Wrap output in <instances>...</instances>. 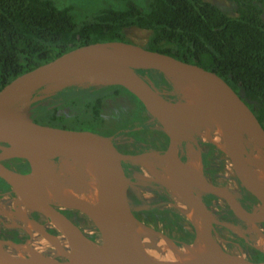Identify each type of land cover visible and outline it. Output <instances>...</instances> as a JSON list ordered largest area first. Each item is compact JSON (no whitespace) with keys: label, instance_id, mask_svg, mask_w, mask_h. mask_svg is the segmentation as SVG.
I'll return each mask as SVG.
<instances>
[{"label":"water","instance_id":"water-1","mask_svg":"<svg viewBox=\"0 0 264 264\" xmlns=\"http://www.w3.org/2000/svg\"><path fill=\"white\" fill-rule=\"evenodd\" d=\"M139 71H156L171 83L175 77L183 74L192 73L204 78L211 91L213 119L221 126L222 135L226 141L225 151L239 181L248 193L259 201L257 208L250 213L239 210L231 191L227 188L215 185L200 174L189 172L169 159L184 140L183 134L187 132L184 121L187 110L172 109L171 103L163 100L152 88V81L141 76ZM75 80H87L105 84V86H120L142 104L150 117L162 124L170 123V128L164 127L169 136L168 147L162 154H156V162L160 176L164 181L177 187L185 205L195 207L199 200H186L181 193V188L189 190L197 188L222 198L238 222L245 224L264 222V202L250 185L239 161L240 156L247 152L249 147L247 148L234 135L235 129L239 126L252 127L258 142L264 147V129L235 92L215 72L197 64L183 62L169 55L149 51L129 43L97 42L65 52L48 63L16 76L0 89V133L14 138L17 144L0 147V180L11 188L18 202L27 203L30 209L40 213L49 221L61 236L66 254L65 259L57 260L29 251L19 252L11 248L10 245L14 244H6L0 240V264H104L91 248L93 244L101 247L104 243L112 246L119 264H207L223 256H233L217 245L213 254L205 260L185 263L164 251L158 250L144 255L128 246V241H131L135 232L134 227L138 222L130 214L125 194L127 179L120 162L126 158L116 151L110 138L89 130L77 131L38 124L28 116L33 104L49 98L58 90L50 89L51 86H64ZM225 90L231 93L234 101L245 110L246 114L225 116ZM38 91L42 94L36 95ZM0 142L3 141L0 140ZM91 149H95L98 154L95 159L98 172L84 212L97 229L101 244L90 240L77 225L52 205V202L68 205V201L57 199L54 192L45 196L40 185L31 177V172L22 174L3 164L4 161L16 158L28 162L32 158L50 161L55 156L75 160L77 152H89ZM140 160L141 157L132 158L134 163ZM45 164L46 162L41 163V168ZM169 168L175 173H170ZM114 200L122 208L117 217L113 216L106 203ZM202 209L205 210L203 205ZM149 232L162 236L150 229ZM246 263L264 264V261Z\"/></svg>","mask_w":264,"mask_h":264},{"label":"trees","instance_id":"trees-1","mask_svg":"<svg viewBox=\"0 0 264 264\" xmlns=\"http://www.w3.org/2000/svg\"><path fill=\"white\" fill-rule=\"evenodd\" d=\"M226 1L233 16L207 0H150L146 11L128 1L124 10H101L77 25L69 8L58 9L49 0H0V89L75 48L97 42L127 43L123 30L133 27L150 31L144 49L215 72L264 129V0ZM149 72L156 74L159 83L161 74ZM121 90L125 89L111 85L51 95L63 94V104L82 105L85 113L74 120L91 126L101 119L104 99ZM39 91L36 95L42 94ZM58 108L44 107L34 122L62 124Z\"/></svg>","mask_w":264,"mask_h":264},{"label":"rangeland","instance_id":"rangeland-1","mask_svg":"<svg viewBox=\"0 0 264 264\" xmlns=\"http://www.w3.org/2000/svg\"><path fill=\"white\" fill-rule=\"evenodd\" d=\"M49 1H51L52 4L58 9L69 8L70 14L72 15L74 23L78 25L81 22L88 20L95 13H97L98 11H101V10H105V9L124 10L127 7L128 1L133 2L141 11H146L148 8V4H149L150 0H49ZM207 1L210 2L211 4H214V5L222 8L228 15H230V16L234 15V12L232 10L231 5L226 0H207ZM263 19H264V5H263ZM123 34H124V37H125L127 43L135 45V46L143 47L145 45L149 35H150V31L140 30V29L132 27V28L124 29ZM160 83L164 85L166 90L164 91L163 95L160 92H158L157 93L158 96H160L163 100H165L171 104L177 105L181 111H185L184 107L187 106V103H190L191 99H189L187 97L188 94H186V92H185L186 90L185 91L183 90L184 88L186 89L184 80H182L179 77H175L173 79V82L171 83L169 80H167L165 77H163L161 75ZM106 86H108V85H106ZM106 86H105V84L88 82L87 80H75L71 83L69 82V84L68 83L65 84L64 86H61V85L60 86H51L50 89L56 88V89H58L57 91H63L66 89L76 88V89L82 90V91H95V90H98V89H100L102 87H106ZM57 91L55 93H57ZM183 92H184V94H183ZM124 94H125V96L120 98L116 102H114L111 99H107V100L103 101V104H104L103 108H105V109L101 110L100 117H101V121L104 124L105 129L108 131L113 132V131L123 130L126 127V125L129 123V121L131 120V117L136 116V111H137L138 107H137L136 103L134 102L133 97H131L130 95H128L126 93H124ZM52 106L53 107L54 106L59 107L57 114L62 116L64 119L62 124L54 125V127H64L67 129L77 130V131H83V130L87 131L91 128V126L88 125L87 121H84V122H82L81 120L75 121L78 118V115H80L82 112H84V108L80 104H76V105L75 104H73V105L72 104H63V94H60V95L56 94L54 96H50L49 98H47V99H45L39 103L33 104L31 106V108L29 109L28 116L32 119H36L40 115V112L44 107H52ZM133 109H134V111L132 112ZM195 110H197V111L195 112ZM194 112H195V115L192 114ZM197 112L198 113L200 112V113L198 114ZM185 113L187 114V116H186L187 118H185V124H186L185 128L187 129V127L191 124H196V125H199L198 129H196V132L200 133V132H204V129H203L204 126L203 125H205V128H207L206 129L207 134H206V131H205V134L207 136H209L211 139V141H210V139H208L209 137L207 138V136H205V134L203 135V133H200L201 135H203L202 137H203L204 142L202 143V147H199L198 149L195 150V152H197L199 154V164H200V153H203V151H207L209 154L208 155L209 157L207 160L208 171L210 173H215L216 175H218V177H215L217 179V181L219 183L227 185V187L233 192L235 197L240 199L246 207H254V209L257 208L259 206V201L253 195L248 193V191L242 185L241 181H239V179L237 178V173H236L233 165L231 164V161L228 157L227 151L220 150L217 147L216 143L219 144L218 146L225 147L226 141H224L225 138L223 137V135H220L219 133L217 134V130H215L217 128V127L215 128V126H217L216 123L211 122V120H208L205 116V111H202V110L199 111V108H197V109L194 108V109L185 111ZM190 114H192V115H190ZM196 114H198V115L201 114V115L199 116V118H196V117H198ZM188 115H190L191 117L190 116L188 117ZM202 122H203V125H202ZM48 126H52V125H48ZM214 130H215V132H214ZM221 136H222V140L220 139ZM199 137L201 138L200 135H199ZM214 137H215L216 143H215V141H213ZM6 146H8L6 143L0 142V147H6ZM250 148L251 147H249L247 149L248 155L251 156L253 154L255 155V153H256L258 157H259V155H260V157L262 156L259 153L258 149L256 150V148H254L253 151H251ZM187 149H188V153H190L191 151L194 152V148L190 147L189 145L187 146ZM240 157H243V154ZM59 159L60 160L57 161V163L53 166V169H52L57 174V180H58V187L57 188H58V190L60 191V190L66 189V188H68L69 190H75L77 192V196L80 195L81 193H86L90 190L92 192V189L94 186L91 188V185H92V183L95 184L96 179L94 180V178L90 175H84L83 170L78 166V164H77L78 168H76L75 170L65 171L61 167V165H62L61 161L63 162L64 161L63 159L71 161L72 158L59 157ZM25 161L28 163V165L31 169L30 163L27 160H25ZM72 161H75V160L72 159ZM145 162L146 163L148 162V163L146 164ZM50 163L46 162V164H45L46 166L44 165L41 168L42 171H45L47 168H50V166H51ZM135 164H138V163H135ZM141 166H143V168L146 171L145 172L146 176H143V179H144L143 183L144 184L149 183L150 185L157 186V190H159V201L164 200L163 204H159L160 206H162L163 211H166L165 209H171L170 208L171 206L167 204V202L170 201L168 198L173 199V197H174L176 199V202L173 200H171L170 202L177 205V207H178L177 209H178V211H180L179 216L182 217L180 219L183 221V222L181 221V223L186 228L185 230L187 231V233L191 234L190 236L192 237V242H193L195 240V237H196L195 236V230L193 228L194 226H192L190 224V222L188 221V219L185 216L186 215L185 213H186L188 206L182 202L181 197L178 194V192H176V194H178V195H173V192H171L168 189L167 185L163 181L159 180L160 174L156 171L157 170V168H156V153L152 152L150 155H143L141 157ZM149 168H152V169L150 170ZM58 170H60L61 172ZM151 171L153 174L151 173ZM154 175H156V176H154ZM75 183H76V185H75ZM87 183H89V186ZM79 184H80V186H79ZM69 185H72V186H69ZM131 186L134 187L135 185L131 184ZM80 189L82 192L80 191ZM0 192H1V190H0ZM200 193L203 194L204 192L200 191ZM208 194H210V193H208ZM81 196H82V194H81ZM171 196H173V197H171ZM241 197H243L244 199H241ZM67 198L68 197H66L65 200ZM72 199H76L79 201L81 200V202H83L82 199L80 198V196L70 198V200H72ZM218 199H219L218 200L219 203H216L217 201H215L216 207H213V209L212 208L211 209L205 208L204 206L203 207L205 208V210L202 209V205L199 203V201H197L198 204H196L195 207H190V209H193V211L195 212V214L197 216L196 225H197V223H199V224L204 223V225L209 227L208 232H209L211 238L213 239V241L215 243H218V245H219V242L226 244L225 241L223 242V240L237 242L239 244V248H240L243 256H240V254H235L233 251H229L227 253H229L233 256H236L237 258H242L246 262L256 263L255 253L258 252L259 250H261V251H263L262 254H263V261H264V248H263L264 247V226L263 225H251V226H254V227H252L253 229H249V228H251L250 226L242 227L240 230L241 235L239 236L240 241L233 239L230 235H227L223 231L221 234L217 233L218 236L222 239V241L217 240V238L215 237V234H213V229L215 230V222L219 221V219H224L226 217L225 214H223V215L221 214V211L223 212L225 210V204L220 198H218ZM18 203L19 202L16 200L14 194L9 193V192H7L5 194H0V236L1 235L5 236V237H7L8 235L10 236V231L15 229L12 227H17V226L18 227L16 229H19V230H17L18 231L17 234H20L22 232V230L20 229V226L22 225L21 222L24 223V220H29L28 216L30 214L35 213V211L30 209L29 207L22 209V207ZM57 204H58V207H60L61 209L65 208L64 210H66L69 214L71 213V216H72L73 220L75 221V223H77L78 226L83 230L84 234L86 236H88L89 235L88 233H90L92 231V227L89 224V219H88L87 215L85 214V212L81 209L74 208L72 206H70L71 208H69L70 204L69 205H64L62 203H57ZM19 206L21 207L22 210H17L20 208ZM236 206L239 210H242L240 203L237 202ZM166 212L167 213H160L159 214L158 221L159 222L164 221L167 224L161 228L163 229V231L165 233L167 232L170 234L171 231L168 228L167 222H169V220L171 219V214L169 213V211H166ZM203 214H205V216ZM138 224H137L138 227L137 226L134 227L135 232L133 233V237H135V239L138 241V243L140 242L139 244L141 246H144L143 245L144 244L143 243L144 237H147V236L150 237V236H154L156 234H151L149 232L150 228L147 225H145L141 222H138ZM5 225H7V226L9 225L10 227H6ZM24 229L26 230V228H24ZM39 229L42 230L41 231L42 233L41 232L35 233L34 231H31V232L29 231V232H30V235L32 234V237L34 239L42 242L41 245L43 246V252L39 251V250H33V251H37L39 254L44 255V256H52V258L54 257L53 259H57V260L65 259L66 254L64 251L63 241H62L61 237L57 235V232H55L56 230L55 231H53V229L52 230H50V229L46 230L45 226H44V228L40 227ZM191 229H193L194 233L191 232ZM53 236L57 237L56 240L58 242L55 244L56 246L54 244H52V242H50V241L54 240ZM92 236H93L92 237L93 240L96 243L101 244L100 235L93 234ZM9 238L10 237L3 239L0 237V240L5 242L6 244H13L10 242ZM249 238H251V241L249 240ZM49 239H50V241H49ZM60 241H62V243ZM22 244H24V243L17 242V244L13 245L14 247L12 245H10V246H11V248L18 250L19 252H22V251L32 252L31 251L32 247L30 245L27 244V245L22 246ZM180 246H182V244ZM52 247H53V249H52ZM219 247H220V245H219ZM47 250H51V251L55 250V251H57V254L56 255H50V253H48ZM58 257H60V258H58ZM250 257H251V259H250Z\"/></svg>","mask_w":264,"mask_h":264},{"label":"flooded vegetation","instance_id":"flooded-vegetation-1","mask_svg":"<svg viewBox=\"0 0 264 264\" xmlns=\"http://www.w3.org/2000/svg\"><path fill=\"white\" fill-rule=\"evenodd\" d=\"M139 74L143 76L144 78H149L152 81V88L155 90V92H160L162 95L164 91L166 90L164 85L161 84L160 82L157 83L156 80V74L153 72L149 71H139ZM159 80V79H158ZM124 89V88H123ZM130 95L133 97L134 102L136 103L138 109L136 111V116L131 117V120L129 123L126 125V127L123 130L119 131H108L105 129L103 122L97 121V123L91 124V128L89 131L96 132L106 138H110V141L116 151L123 156V158H126L125 160H122L120 162L121 168L123 170V174L127 179V187H126V197L128 201V206L130 210V214L132 215L133 219L136 220L137 222H141L145 225H147L150 230L158 232L171 240V242L177 246H180L181 244H190L192 241V237L190 236L191 234L187 233L185 230L186 228L184 225L181 223L182 217L179 216L180 211H178V207L176 204L171 203L170 201L173 200L176 202V199L173 197V199L168 198L170 201L167 202L168 205H170L171 209H165L166 211H169L171 214V219L169 220L168 223V228L171 231V233H165L161 227L167 225L164 221L159 222L158 221V216L160 213H167L166 211H163L162 206L159 204H163L164 200L159 201V190H157V186L150 185L149 183H143L144 179L143 176H146V171L141 166V160L137 162L138 164H135L132 161V158H140L143 155H150L152 152H155L157 155L162 154L168 147L169 144V136L167 132L163 128V124L158 122L157 120L153 119L150 117L147 112L144 110V107L142 104L129 92L126 90H121L112 96H109L108 98L104 99H111L114 102L119 100L120 98L124 97L125 94ZM104 104L102 103L101 105V110L105 109L103 108ZM134 109L132 110V112ZM101 112V111H100ZM192 127L187 128V132H185L184 135V140L181 142L180 146H178L175 151L174 155H172L177 162L172 161L173 163L177 164L180 166L182 163H186L187 159V146L189 145L190 147L194 148V150L198 149L199 147H202V143L204 142L203 139H200L199 133L196 132V129L198 127L195 126V124H191ZM197 134V135H196ZM204 146V145H203ZM208 152L203 151V153H200V175L203 176L205 179H207L209 182L222 186L227 188L229 191H231L227 185H224L222 183H219L215 177H218L215 173H210L208 171V166H207V160H208ZM59 157H53L52 160H50V164L54 166L57 161H59ZM3 164L12 169L15 170L16 172L22 173V174H29L31 172V169L28 165V163L24 159H10L7 161H4ZM27 166L26 168H24ZM197 166H199L197 164ZM182 167V166H180ZM156 168L157 171L158 169V164L156 162ZM3 182V181H2ZM131 184H134L135 186L132 187ZM153 184V183H152ZM7 186V187H6ZM0 194H5L7 192L12 193L11 188L8 185H4L0 182ZM181 193L183 197L186 200L193 201L194 199L199 200V203L203 205L205 208H212L216 207V203H219L220 197L208 194L207 192H204L203 194L200 193V190L197 188H193L192 190L186 189V188H181ZM200 193V194H199ZM232 193L233 200L237 203L241 204V209L242 211H245L247 213H250L254 207H246L242 201L238 198L235 197V195ZM13 194V193H12ZM150 199H149V198ZM224 204H225V210L221 214H225L226 217L224 219H219V221L215 222V230L213 229V234H215V237L217 238L218 241H222V239L218 236V234H221L222 231L226 233L227 235H230L233 239L239 240L240 230L244 226H248L245 223L238 222L234 216L231 213V210L229 209V206L227 203L220 198ZM238 199V200H237ZM241 199H244L241 197ZM50 200V199H49ZM215 201H217L215 203ZM52 205L56 207L60 212H62L65 216H67L75 225L78 226L77 223L73 220L71 213L69 214L66 210L61 209L58 207L57 203H53ZM217 209V208H216ZM30 221H33L37 223L41 228H44L48 230L55 231L54 228H52V225L49 223V221L40 213L35 212L33 214H30L28 216ZM183 222V221H182ZM20 229L22 232L20 234H17V227H12L15 228L10 231V236L8 235L7 237H10V242L13 244H17V242H22L23 245H30L32 247V250H39L43 252V246L41 245L42 242L34 239L32 237V234L30 235L23 227V222H21ZM89 224L92 227V231L88 233L89 235L87 236L90 240L95 242L93 240V234L99 235L97 229L94 227L92 222L89 220ZM252 225H263V223L259 224H252ZM6 227H10L9 225H5ZM51 226V227H50ZM250 226V225H249ZM79 227V226H78ZM80 228V227H79ZM81 229V228H80ZM82 230V229H81ZM188 230V229H187ZM83 231V230H82ZM57 232V231H55ZM191 232H193V229H191ZM84 233V232H83ZM218 233V234H217ZM57 235L60 236L57 232ZM86 236V235H85ZM1 238L5 239L7 237L5 236H0ZM61 237V236H60ZM61 240V239H60ZM251 241V238H249ZM225 241L226 244H223L222 242H219V245L223 251L226 253L229 251H233L235 254H240V256H243L239 244L234 241ZM62 243V241H61ZM53 249V247H52ZM50 255H56L57 251L53 250H47ZM263 252L259 250L258 252L255 253V259L258 258L259 256L263 257ZM51 257L52 256H48ZM54 258V257H53ZM60 258V257H58ZM251 259V257H250Z\"/></svg>","mask_w":264,"mask_h":264},{"label":"bare ground","instance_id":"bare-ground-1","mask_svg":"<svg viewBox=\"0 0 264 264\" xmlns=\"http://www.w3.org/2000/svg\"><path fill=\"white\" fill-rule=\"evenodd\" d=\"M179 77L182 80H184L186 89L184 88L183 90L184 91L186 90L185 92H186V94H188L187 97L189 99H191L190 103H187V106L184 108L187 111L194 109V108L195 109L199 108V111L200 110L205 111V116L208 120H211V122H215L213 119V107H212V103L210 100L211 99V91L207 87V83L204 80V78L197 75V74H192V73L179 75ZM183 94H184V92H183ZM224 106H225L224 113H225L226 117H233V116L246 114L245 110L240 108L237 105V103L234 101L231 93L227 92L226 90L224 92ZM170 107L174 110L178 109V106L175 104H171ZM196 111L197 110H195V112ZM195 112L192 114L195 115ZM192 114H190V115H192ZM198 114H196L198 116L196 118H199V116L201 115V114L200 115H198ZM190 115H188V117ZM17 116H18V114H17ZM202 125H203V122H202ZM216 125L217 126H215V128L216 127L217 128L215 130H217V134L219 133L220 135H222L221 126L217 123H216ZM195 126L198 127L199 125L195 124ZM203 126H204V128H203L204 132H200V133H203V135H204L205 131L207 134V130H206L207 128H205V125H203ZM164 127L166 129L170 128V123L169 122L163 123V128ZM215 130H214V132H215ZM197 133H199V132H197ZM206 134H205V136H207ZM203 135L200 134V136H201L200 139H203V137H202ZM234 135L236 137H238L247 148L251 147L250 148L251 151H253V149L256 148V150L258 149L259 153L262 155L261 157H260V155L258 157L257 154L255 153V155L253 154L250 156V155H248L247 152H245V153H243V157H240L239 161L241 163V166H242V169H243L245 175L248 178L250 185L253 187V189L255 190L257 195L259 196V198L264 202V147L258 142L257 137H256L255 132L253 131L252 127L239 126L235 129ZM208 137L209 136H207V138ZM208 139H210V137ZM220 139L222 140V136ZM0 140L3 141L4 143L8 144V145H17L15 143L16 140L14 138H12L8 135L2 134V133H0ZM210 141H211V139H210ZM213 141H215V137L213 138ZM224 141H225V139H224ZM215 143H216V141H215ZM216 144H217L218 149H220V150L226 149L223 146H218L219 145L218 143H216ZM187 154L188 155H187L186 163H182V165L180 164V166H182L183 168H185L189 172L199 174L200 173L199 154L197 152H195V150H194V152L193 151H191L190 153L187 152ZM63 156H65V155H63ZM76 156H77V158L75 159V161H72V159H71V161L63 159L64 161L63 162L61 161V163H62L61 167L65 171H73L76 168H78L77 167V164H78V166L83 170L84 175H90L95 180L97 172H98L97 168L95 166V159H97V156H98L97 151L95 149H91L89 152H77ZM169 159L177 162V160L172 155L169 157ZM43 162L50 163V161L38 160L35 158L29 159V163H30V166L32 168L31 177L40 185V188H41L43 194L45 196H48L51 192H54L55 197L57 199H61V200H65V198L68 197L67 198L68 200L66 199V201H68L70 204V205L68 204L69 208H71L70 206H72L74 208H78V209H81L84 211V208L86 207L85 206L86 202L89 200V198L91 196V190L86 192V193H81L82 196H81V194L77 196V192L75 190H69L68 188L59 191L57 188L58 187L57 174L52 170L53 166L51 165L50 168H47V169L45 168L46 170L42 171L41 163H43ZM197 164L199 166H197ZM149 169L151 170L152 168H149ZM58 171H60V170H58ZM169 172L175 173V171L170 169V168H169ZM151 173H152V171H151ZM154 176H156V175H154ZM159 180L163 181L167 185L168 189L171 192H173V195L179 194L177 187L175 185L164 181L161 176H159ZM87 184L89 186V183H87ZM75 185H76V183H75ZM69 186H72V185H69ZM79 186H80V184H79ZM93 186H94V183H92L91 188ZM80 191H81V189H80ZM200 191H203V190H200ZM176 192H178V194H176ZM79 196L84 202H81V200L79 201L76 199L70 200V198L79 197ZM114 199H116V197ZM71 201H73V202H71ZM106 203H107L111 213L113 214V216L117 217L119 210L122 209L121 207H119L120 204L115 200L113 202L109 201ZM18 204H20L22 209L28 208V205L25 202H19ZM21 207L17 210H22ZM185 214H186L185 215L186 218L188 219L190 224L192 226H194L193 228L195 230V236L196 237H195V240L191 243V245H189V244L184 245L183 244L180 247L177 245L175 246V244H173L171 241H169L165 236L154 235V236H150V237L149 236L144 237V240H143L144 246H141L139 244L140 242L138 243V241L135 239V237H131V239H130L131 241H128V246L130 248H132L134 251H136L137 253L144 254V255H149V254L155 253L158 250L164 251V252H167L170 255H172L178 261L185 262V263H192L194 261L205 260L207 257H209L213 254L214 248L218 245V243H215L213 241V239L211 238V236L208 232L209 227L204 225V223H202V224L197 223V225H196L197 216H196L195 212L193 211V209H190V207H188ZM205 214H203V215L205 216ZM247 225L248 226L250 225L251 228H249V229H253L252 227H254V226H251L252 224L247 223ZM23 227L26 228V230L28 229L27 231L29 234L31 231H34L35 233H39L42 231L41 229H39L40 226L38 224H36L30 220H24ZM53 238H54V240L50 241V239H49V241L55 245L58 242L56 240L57 237L53 236ZM101 243H102V241H101ZM91 248H92L93 252L98 256V258L104 264H119V259L113 253L112 246L110 244L104 243V245H102L101 247L93 244L91 246ZM31 251L33 253H38L37 251H33L32 249H31ZM261 252H263V251H261ZM207 264H247V263L242 258H237L235 256H228V257L223 256L222 258L214 259L212 262L207 263Z\"/></svg>","mask_w":264,"mask_h":264}]
</instances>
